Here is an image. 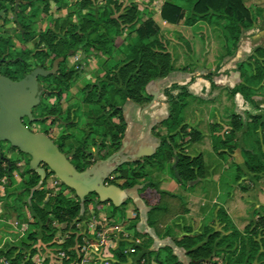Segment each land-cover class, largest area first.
Wrapping results in <instances>:
<instances>
[{
  "label": "crops",
  "instance_id": "1",
  "mask_svg": "<svg viewBox=\"0 0 264 264\" xmlns=\"http://www.w3.org/2000/svg\"><path fill=\"white\" fill-rule=\"evenodd\" d=\"M249 1L254 5L257 0ZM127 2H135L139 5L142 20L152 18L156 21L160 27L157 38L163 48L173 57L174 70L166 76L168 77L167 82L164 85H155L152 89L163 92L158 103L147 110H144L143 106L149 101L140 105L132 101H125L118 105L123 108V121L126 123L120 146L114 149L112 142L108 140L107 145L101 147V136L94 132L95 128H100V130L103 128L99 119L102 120L104 117L108 121L119 122L120 116L110 117L111 107L109 105L104 111L98 113L96 110L100 106L94 101H89L87 97L103 82H111L109 77L113 75L117 65L127 59L129 30H126L118 37L112 54H106L96 49L87 54L84 49L80 48L67 58L59 57L53 62L46 59L44 61L46 66L41 68L53 71V73L39 77L50 76L49 78L53 81L64 65L72 71L69 79L70 86L62 94L61 91L49 93L45 99L44 103L55 107L54 113H47L39 103L32 109L34 119L30 120L25 117L24 123L26 118L31 122L36 120V116L43 111L46 113L43 118L52 120V124H49L50 131L46 134L55 143L62 135H67L68 138L64 142L66 149L80 146L82 140L86 143L87 154H89L88 151L96 152L99 146L100 158L97 159L95 155H90L92 157L89 158L88 168H93L94 172L100 176L103 173L108 174L105 181L106 186L116 185L123 191L130 189L125 193H136L144 201L143 203L137 199H127L129 200L127 203L126 200L119 205H125V217L120 220V216L116 214L111 217V222L109 219V222L111 225L124 227L131 238L136 237V231L141 233L139 237L144 242L148 238L145 235L147 233L153 238V242L150 244L151 249L158 250L168 244L174 245L173 238L182 237L188 232L198 234L205 231L207 227L220 228L218 221L220 207L226 209L239 229H243L252 218V208L255 204L257 206L264 203L262 195L264 193L262 183L264 174L249 172L241 154L242 148L251 147L254 139L249 138L248 134H244L247 129L245 125L237 133L238 148L233 153L221 154L220 150L218 151L214 147L213 135L228 133L232 112L239 115L245 122L250 121L249 114L260 113V109H255L240 93V95L237 94L230 98L227 88L234 87L240 81L237 74L238 63L245 61L253 54L256 47L264 44V17L242 34L235 53L224 57L226 43L221 24L208 19H200L194 24L186 22L193 6L191 0H126ZM166 2L184 6V16L178 23H170L163 19L161 11ZM17 3L18 10L29 3L25 13L28 14L36 10L38 16L31 18L35 38L29 41L24 40L25 30L18 23V10L14 13L10 12L6 18L0 17V33L9 35L16 51L28 49L35 52L36 38L40 31L54 28L56 21L76 23L80 17L76 4L80 3V0H18ZM100 3L104 4L103 1ZM254 6L260 5L255 3ZM133 36L135 33L131 37ZM29 61L34 65L33 67H40L37 66V58L32 57ZM48 67L51 69H47ZM210 73H215L212 78L216 84L214 89L207 76ZM174 84L187 86L190 96L188 97L189 104L183 112L184 123L188 124L189 131L196 129L202 134L199 140L186 145L185 152L192 156L202 154L205 163V176L190 180L194 182L189 183V181L187 185L182 184L181 176L178 179L175 174L173 165L177 156L173 160H165L161 164L153 158L162 142V137L167 135V128L162 123L170 116L171 103L164 90ZM149 86L147 93L152 97L149 93ZM56 87H53V90H56ZM217 87L223 89L225 93L219 94L215 90ZM178 92L179 90L175 91L176 94ZM258 103L260 107H264L259 101ZM222 107L223 109H221ZM218 123L223 124V127H218V130L214 131L213 125ZM189 138L190 135L186 136L185 141ZM2 142L4 153L8 159L18 161L15 162L17 168L12 175L0 180V263L1 259L6 257L3 253L9 249L16 252L19 250L27 252L31 251L33 247L45 246L52 240H43L40 233L38 241L31 245L32 240L29 239V233L36 230L34 227L36 221L28 204L25 203L29 197L22 194L25 191V181L27 180V176L22 173L27 169V166L30 168L31 157L30 155L28 157L21 155V151L11 147L8 141ZM5 146L10 147L8 151H5ZM28 158L29 165L27 164ZM134 162L140 163L141 169L147 174L145 178L152 180L161 192V208L154 210L150 216L152 225L149 224L148 217L150 206L140 194L145 178L140 179V183L137 184L140 186L138 189L134 187L122 188L119 184H122L124 179L116 180V184L108 181L110 175H114L119 166ZM236 165L241 166V171L238 173ZM238 174L241 175V179L236 182ZM49 178L50 176L47 177L46 182L44 180L41 184L40 178L37 185L32 188V192L43 188L54 191ZM66 191L69 190H65V193H67ZM144 193L153 192L147 190ZM46 195L47 198L50 197L49 193ZM94 199L99 200V197ZM97 203L98 206L103 203L109 208L107 216L114 214L111 209L114 203L111 200ZM16 221L20 222V227L15 225ZM133 223L135 229L130 228ZM21 224L26 226V231L21 230ZM150 230L153 235L150 234ZM154 235L160 241H157ZM144 242L140 246L143 247ZM119 247L109 254L113 259H116V251ZM36 252L37 250L32 254ZM174 252L183 260L184 251L175 246ZM139 256L140 254L128 255L127 261H123L121 264H131ZM151 264H160L157 257H152Z\"/></svg>",
  "mask_w": 264,
  "mask_h": 264
},
{
  "label": "trees",
  "instance_id": "2",
  "mask_svg": "<svg viewBox=\"0 0 264 264\" xmlns=\"http://www.w3.org/2000/svg\"><path fill=\"white\" fill-rule=\"evenodd\" d=\"M12 3L14 0H11ZM103 1L104 4L100 2ZM193 2L192 10L187 17L188 24H194L200 19H208L212 22L221 24L225 38V56H231L235 53L242 34L252 28L258 18L264 12L263 8L253 7L247 4L249 0H191ZM79 9L80 17L76 23L70 21H56L54 28H47L39 32L36 38V51L24 49L10 52L13 61L2 63L0 61V74L6 75L13 80L23 78L33 69V64L29 61L35 57L41 61L46 59L51 62L59 57L67 58L73 55L80 48L84 49L87 54L93 49L103 51L106 54H112L116 46V41L126 30H129V48L127 59L120 65H117L113 75L109 77L111 82H103L95 91L89 93L87 99L96 102L100 108L98 113L104 111L109 105L112 116H120L119 122L108 121L103 117L99 119L103 128H95L94 132L101 136V147L107 145V141L112 142L114 149L119 148L121 138L126 129V123L123 121V108L118 107L125 101H132L136 104H145L152 97L147 93L149 84L163 77L168 76L174 70L172 54L166 51L157 38L160 27L152 18L142 20L140 16L139 5L135 2L126 0H80L76 3ZM30 4H26L18 12V23L25 30V41L34 37V28L31 18L37 17L36 10L26 14L25 10ZM164 20L170 23H178L184 16V6L166 2L161 11ZM135 33V36L131 37ZM0 59L7 52L6 39H1ZM238 70L241 73L240 81L234 86L227 88L230 98L240 93L244 99L254 107L261 109L260 113L249 114L250 121L245 122L239 115L232 112L230 114L231 123L228 133L223 135H213L214 147L220 150L221 154L233 153L239 146L237 133L245 125L247 127L245 135L254 139L251 147L242 148V156L247 170L254 174H264V107H260L256 97L264 96V44L256 47L253 54L245 61L238 63ZM215 73L208 74L211 80V87H216L212 80ZM72 71L64 65L61 68V74L55 76L54 81L57 83L56 90H61V94L70 86L69 79ZM48 80V78H46ZM179 90L176 94L175 91ZM164 93L168 96L171 103L170 116L164 120L162 125L167 128V135L162 137V142L158 147L154 159L159 164L165 160H173L179 157L177 169L181 176L180 182L187 185L190 180L197 177L205 176V163L202 154L192 156L185 152L186 145L190 142L197 141L202 137L199 130H188V124L184 123L183 112L189 104L188 97L190 93L187 86L174 84L165 88ZM121 100H119V99ZM47 113H54L55 107H50L47 103L40 104ZM45 112H40L44 116ZM46 121L40 120L42 124ZM35 122L25 119V124L32 127ZM218 124L213 125L214 131L218 130ZM190 138L185 141V137ZM67 135L60 138V147L65 146ZM179 139V141H178ZM0 180L6 176H11L16 166V161L8 159L3 150V142L0 143ZM86 143L82 140L78 147H70L67 151L73 154L72 162L79 171L87 169L90 165L86 153ZM178 150V151H176ZM21 155L28 157V154L20 152ZM29 165V158L27 160ZM237 173L241 171V166L236 165ZM27 176L26 188L22 193L29 197L28 204L33 217L35 218V229L29 233L31 245L38 241V235L41 233L43 240H51L58 233L57 228L53 226L54 221L67 223V228L81 214L82 202L77 195L74 197L65 194V190L75 191L64 183L60 191L54 192L53 189L36 190L32 188L37 185L40 175L31 170L29 166L22 173ZM146 173L141 169L139 162L126 163L118 167L110 179V183L116 184L118 179H124L122 188H132L140 183L141 178L146 177ZM48 177V176H47ZM241 179L238 174L236 182ZM47 178L45 179L46 182ZM151 190L153 193H144ZM46 193H57L47 198ZM76 194V193H75ZM142 197L150 206L148 211L149 224L152 225L150 216L156 209L161 208L160 195L157 185L147 178L144 179L141 188ZM98 197L92 193L86 197L85 207L88 202ZM130 200V198H129ZM127 200L126 203L129 201ZM125 203V204H126ZM113 215L118 214L121 218L125 217V205L116 206L112 204ZM264 211V206L262 207ZM256 220L249 221L243 229H239L226 209H218V221L220 228L207 227L202 233H186L182 237L173 238L174 246L184 251L189 264H218V258L222 257V264H264V212L254 211ZM135 229V224L130 225ZM136 235L141 233L136 231ZM148 236L145 245L137 247V253L140 254L131 264H151L152 257H157L160 264H185L178 254L174 252L171 245L162 246L158 250L150 248L153 238ZM78 240L82 243V238ZM75 243V235L71 236L64 243L68 248ZM128 241H121L120 247L116 251L115 264H121L127 261L128 255L123 252V248ZM36 247L31 248V253L36 251ZM7 259H11L14 264H19L26 256V251L16 252L13 249L3 253ZM198 261V262H195ZM27 264H31L27 261Z\"/></svg>",
  "mask_w": 264,
  "mask_h": 264
},
{
  "label": "water",
  "instance_id": "3",
  "mask_svg": "<svg viewBox=\"0 0 264 264\" xmlns=\"http://www.w3.org/2000/svg\"><path fill=\"white\" fill-rule=\"evenodd\" d=\"M18 8L17 3L15 10L17 11ZM0 12L5 17V11L1 10ZM50 73H53V71L37 67L19 80H13L6 75L0 74V143L8 141L11 147L30 155V168L40 175V184L47 178L46 168L40 165H47L62 183L75 191L82 202V208L84 207L86 197L92 193H96L99 197L96 203L111 200L116 206H119L129 198L137 199L144 203L136 193H125L126 191L129 192L130 189L123 191L116 185L106 186L105 181L108 174L97 175L93 168L79 171L69 157L47 134L32 131L24 123L25 117H28L30 120L34 119L32 109L41 101L42 89H40L38 77ZM237 74L241 77L240 71ZM167 79L168 77H163L152 81L149 86V93L152 95V99L143 106L144 110L150 109L158 103L163 92L152 89L155 85H164ZM99 151L100 148L98 146L96 152L88 151V153L95 155L99 159ZM178 159L179 157L177 156L173 167L175 168L177 178L180 179L177 170ZM192 182L194 181H190L189 183ZM134 188L138 189L140 186L135 185ZM150 234L153 235L152 230H150ZM154 238L160 241L155 235ZM168 245H171L175 249L173 244ZM183 260L185 264H189L185 254L183 255Z\"/></svg>",
  "mask_w": 264,
  "mask_h": 264
},
{
  "label": "built area",
  "instance_id": "4",
  "mask_svg": "<svg viewBox=\"0 0 264 264\" xmlns=\"http://www.w3.org/2000/svg\"><path fill=\"white\" fill-rule=\"evenodd\" d=\"M50 178V185L55 189L54 191H60L62 181L53 172ZM66 192L65 194L73 197L76 195L70 191ZM55 194L57 193H49L50 196ZM90 202L88 207L84 205L81 214L69 228L67 223L54 221L53 226L58 231L54 238L45 246H36L35 254L27 251L19 264H27V261L31 264H115V259L109 254L119 246L120 241H128L123 248L125 254L131 256L137 253V247L142 244V239L138 236L131 238L124 227L111 225L107 215L100 216L96 200L92 199ZM19 224V221L15 222L18 227ZM21 230L26 231V226L21 224ZM72 235H75V243L65 248L63 244L71 239ZM79 237L82 238V243L78 240ZM144 263L145 259L141 264ZM0 264L14 263L5 257L1 259Z\"/></svg>",
  "mask_w": 264,
  "mask_h": 264
},
{
  "label": "flooded vegetation",
  "instance_id": "5",
  "mask_svg": "<svg viewBox=\"0 0 264 264\" xmlns=\"http://www.w3.org/2000/svg\"><path fill=\"white\" fill-rule=\"evenodd\" d=\"M16 3H17V0H14V2L12 3L11 0H0V11L1 10H4L5 11V17H3L2 13L0 12V17L2 16L3 18H6L7 17V14H9L10 12L11 13H14L15 10V6H16ZM21 10V9H20ZM18 10L17 13L20 11ZM1 39H6L7 42H9L7 44V52L1 57L0 61L2 63H8L10 61H13L15 57H12L10 55V52H13L15 53L16 52V49L13 47V42H12V39L9 37V35H4L2 33H0V43L2 42ZM37 62H38V65L37 66H46V63L44 64V61H41L40 59L37 58ZM36 67H33L32 70H34ZM47 69H51L50 67H48ZM31 70V71H32ZM70 70V69H69ZM31 71H29L28 73H30ZM58 75L61 74V69L59 70V72L57 73ZM56 75V76H58ZM50 77V76H49ZM49 77H45V78H42V77H38V82L40 84V89H42V94H41V101H40V104H43L45 99L48 97V94L49 93H53V92H57V91H61L62 89L60 90H53V87L57 86V83L53 80H51ZM48 78V80L46 79ZM55 79V77H54ZM37 109V108H36ZM36 120L32 121V122H35L32 127H29L32 131H40V132H44L45 134L50 131L49 128H50V125L52 124V120L50 119H47V118H43V116H40L38 114V116H36ZM46 121L42 124L38 123L40 120H45ZM38 121V122H37ZM50 124V125H49ZM35 127H37V130L35 129ZM60 139L58 141H56V143L58 144V146L60 147L59 145V142ZM9 143V142H8ZM10 144V143H9ZM11 146V145H10ZM60 149L69 157V159L72 161L73 159V154H69L67 151L69 150L65 148V146L62 148L60 147ZM90 155V154H89ZM92 157V156H91ZM73 163V162H72ZM44 168H46V171H47V176H50L52 174V171L49 169V167L45 164H42ZM113 178V174L110 175L108 181L110 182V179ZM70 191V190H69ZM71 192V191H70Z\"/></svg>",
  "mask_w": 264,
  "mask_h": 264
},
{
  "label": "rangeland",
  "instance_id": "6",
  "mask_svg": "<svg viewBox=\"0 0 264 264\" xmlns=\"http://www.w3.org/2000/svg\"><path fill=\"white\" fill-rule=\"evenodd\" d=\"M254 1H256V0H254ZM255 3H257V5H260V6H254L255 5ZM254 3V5H253V2H248V4L250 5V6H253V7H257V8H263L264 9V0H257L256 2ZM261 5H263V6H261ZM264 17V12L262 13V15H260V17H259V19L257 20V21H260L262 18ZM215 90H217L218 91V93L219 94H221V93H225L224 91H223V89H218V87L215 89ZM235 97V96H234ZM258 97H260L259 99H258V101L261 103V104H263V106H264V96H258ZM233 98V97H232ZM220 106V105H219ZM221 109H223V107L221 108ZM255 109H258V108H256L255 107ZM259 110V109H258ZM260 112H262L261 111V109H260ZM218 127L220 128V127H223V124H221V123H218ZM247 125V124H246ZM35 129L37 130V127H35ZM8 148H10V147H8V146H5V151H8ZM51 180V178H49V181ZM263 183V186H264V181L262 182ZM248 185H251V184H248ZM61 188H64V186L62 185L61 186ZM263 191H264V188H263ZM262 195H263V200H264V193H262ZM90 201L88 202V206L90 205ZM87 206V207H88ZM264 206V203L262 202L261 204H258L257 206H256V204H255V206L252 208V218H251V220L250 221H253V220H256V215H254V211H262V212H264L263 211V209H262V207ZM98 210H99V214H100V216L102 217V216H104V215H108V210H109V208L106 206V205H104L103 203H100V205L98 206ZM112 210H113V208H111ZM119 219L121 220L122 218L121 217H119ZM134 232V231H133ZM136 237L138 236V235H135ZM139 237V236H138ZM144 242V240L142 241V243ZM145 243V242H144ZM218 264H222V257L221 258H218ZM254 264H258L257 262H255Z\"/></svg>",
  "mask_w": 264,
  "mask_h": 264
}]
</instances>
